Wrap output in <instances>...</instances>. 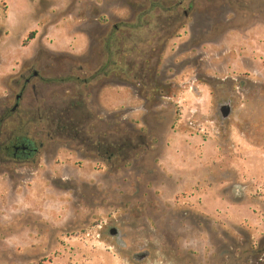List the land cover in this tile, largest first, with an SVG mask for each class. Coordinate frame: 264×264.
I'll list each match as a JSON object with an SVG mask.
<instances>
[{
	"label": "rangeland",
	"instance_id": "1",
	"mask_svg": "<svg viewBox=\"0 0 264 264\" xmlns=\"http://www.w3.org/2000/svg\"><path fill=\"white\" fill-rule=\"evenodd\" d=\"M0 264H264V0H0Z\"/></svg>",
	"mask_w": 264,
	"mask_h": 264
},
{
	"label": "flooded vegetation",
	"instance_id": "2",
	"mask_svg": "<svg viewBox=\"0 0 264 264\" xmlns=\"http://www.w3.org/2000/svg\"><path fill=\"white\" fill-rule=\"evenodd\" d=\"M32 75L36 76L37 73L33 72ZM26 81L28 82L27 78ZM17 98H19V95ZM229 101L230 100L228 99L227 101L219 102L218 109L220 105L225 104L224 102H229ZM14 110H15V106L12 108V111ZM2 148L3 151L7 153L5 159H12L14 161L29 160L33 158L32 155H34L38 151V146L36 145V143L33 140L28 139L27 137L14 138L13 140H9L3 144ZM110 151H111L110 146H105L103 156L107 155V157H110L111 155ZM109 234L112 236L117 235L118 234L117 228L111 227L109 229ZM148 254L149 253L147 250H142L139 252H135L133 254V257L138 260H143L147 257Z\"/></svg>",
	"mask_w": 264,
	"mask_h": 264
},
{
	"label": "water",
	"instance_id": "3",
	"mask_svg": "<svg viewBox=\"0 0 264 264\" xmlns=\"http://www.w3.org/2000/svg\"><path fill=\"white\" fill-rule=\"evenodd\" d=\"M219 112H220L221 119L227 118L229 114L231 113L230 105L228 103L220 105Z\"/></svg>",
	"mask_w": 264,
	"mask_h": 264
},
{
	"label": "trees",
	"instance_id": "4",
	"mask_svg": "<svg viewBox=\"0 0 264 264\" xmlns=\"http://www.w3.org/2000/svg\"><path fill=\"white\" fill-rule=\"evenodd\" d=\"M34 33V31L30 32L23 42L26 43L28 40H31L34 36Z\"/></svg>",
	"mask_w": 264,
	"mask_h": 264
}]
</instances>
